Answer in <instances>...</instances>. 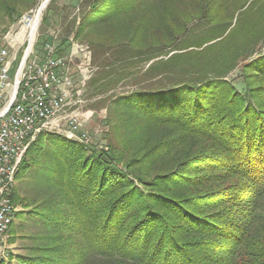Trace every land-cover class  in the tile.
<instances>
[{"label": "trees", "instance_id": "1", "mask_svg": "<svg viewBox=\"0 0 264 264\" xmlns=\"http://www.w3.org/2000/svg\"><path fill=\"white\" fill-rule=\"evenodd\" d=\"M39 1L0 0V34ZM73 1L59 42L91 50L87 92L106 103L107 146L55 134L30 145L10 194L35 230L20 263L264 264V55L241 92L226 77L255 49L224 45L249 11L259 21L241 38L264 47V0H238L226 19L210 0ZM121 84L131 90L104 98ZM137 155L146 182L131 172Z\"/></svg>", "mask_w": 264, "mask_h": 264}, {"label": "built area", "instance_id": "2", "mask_svg": "<svg viewBox=\"0 0 264 264\" xmlns=\"http://www.w3.org/2000/svg\"><path fill=\"white\" fill-rule=\"evenodd\" d=\"M22 18L18 22L29 28L25 47L21 42L15 50L8 33L0 39V261L6 257L4 240L18 213L10 192L30 145L44 134L89 142L84 130L89 118L83 109L94 72L90 48L70 40L62 54L55 35L37 53V18Z\"/></svg>", "mask_w": 264, "mask_h": 264}, {"label": "rangeland", "instance_id": "3", "mask_svg": "<svg viewBox=\"0 0 264 264\" xmlns=\"http://www.w3.org/2000/svg\"><path fill=\"white\" fill-rule=\"evenodd\" d=\"M43 1L44 0H40L38 6L35 9L24 14L22 18L24 20H31L37 18L36 48H35L37 53H39L41 46L44 44V42H47L45 40H47L48 38L50 40V38L56 35L57 38L59 39V37L63 35L64 28L68 25L69 21L72 20L74 17H76V15L78 14L77 2L73 0H57L53 7L54 12L53 11L47 12L46 9L51 1L50 0L46 8L41 12L40 16H38L39 13L38 11ZM178 1L180 2L182 0H178ZM210 1L214 2V4L211 3V7H210L211 13L214 14L216 12V14L220 17V19H226L225 14L227 13L228 8L234 7V5H236L237 2H239L238 0H210ZM248 5L249 3L245 5V8H247ZM245 8L242 11H244ZM239 13L240 12L238 11L233 15V19H232L233 21L230 31L234 30L233 26L235 25V19L237 18V15ZM241 21L242 23H245L244 24L245 27L240 26L239 29L237 27L236 32H234L231 35V38L232 37L233 38L224 45L229 44L230 46H232L236 43H240L242 44L240 48L243 50L249 51L251 48L255 49V52L253 53L255 54L254 56L250 57L249 60L241 61L235 69H233L228 73L226 77V79L229 82H231L236 88H238V90L244 92L245 86L244 83L242 82L244 79V67H246V65L252 60H255V58H257L258 55L261 54L264 55V47L261 46L262 42L257 41L254 43L249 41V39L241 38V34L243 32L251 30L252 27H255L258 24L259 15L257 13H251L249 11H246ZM6 33H8L11 39H14L15 50H17V46H19L21 42L24 43V47H25V41L28 39L29 28L23 27L22 22H16L15 24L11 25ZM3 35L4 34H0V39L3 37ZM60 46L62 45L60 44ZM59 50H61L62 54H66L68 51L67 49L66 51H63L62 47ZM76 60L78 61V59ZM76 60H75V65L78 64ZM130 90L131 89L128 86L125 87L124 84H121L117 90L108 93L104 98L108 100L110 96L113 94H123V93H127ZM100 98H103V96H100ZM100 98L99 97L95 98L90 94V92H86L85 99L87 100V102L85 108L83 109L87 114V117L89 118V122L84 128L85 132L89 137V142L84 146L88 150H93L96 152L100 150L102 151L106 150V146H107L106 143L107 141L105 139V133L107 132L108 129L105 123V118L107 115V110L105 109L106 103L101 104ZM47 145L49 146V143ZM24 160L27 161L29 159L26 157ZM129 161L134 166L131 172L141 174V176L146 182L148 176L147 175L143 176V175L145 174V172L146 173L148 172L150 160L142 155L141 156L137 155L134 158H131ZM159 166L161 168L164 167L167 168V165L165 163ZM156 170L157 169H155V171ZM123 171L126 172L125 170ZM131 172L127 171L126 174L129 177H131L135 181L136 185L139 186L144 192L148 191V188H145L146 185L145 187L142 186L141 183H139L138 179L132 176L133 174H131ZM19 186H20V180H16L10 193L19 189ZM15 207L18 209V212H24L22 211L21 206H15ZM28 230H30V226L27 224V222L20 220V217H16L12 224V227L9 229L4 240V250H5L4 254H6L5 255L6 257L4 259L5 264L9 263L10 258H12L10 260V264H22L18 260V257L24 255L25 252L24 250L25 247L27 246V241L24 238L25 236H27V233H29ZM30 231L34 232L35 230H30Z\"/></svg>", "mask_w": 264, "mask_h": 264}, {"label": "bare ground", "instance_id": "4", "mask_svg": "<svg viewBox=\"0 0 264 264\" xmlns=\"http://www.w3.org/2000/svg\"><path fill=\"white\" fill-rule=\"evenodd\" d=\"M47 4H48V2H46V0H44L42 5L39 8L38 16H40L41 12L46 8Z\"/></svg>", "mask_w": 264, "mask_h": 264}, {"label": "water", "instance_id": "5", "mask_svg": "<svg viewBox=\"0 0 264 264\" xmlns=\"http://www.w3.org/2000/svg\"><path fill=\"white\" fill-rule=\"evenodd\" d=\"M50 0H46V2H49ZM39 12V11H38Z\"/></svg>", "mask_w": 264, "mask_h": 264}]
</instances>
